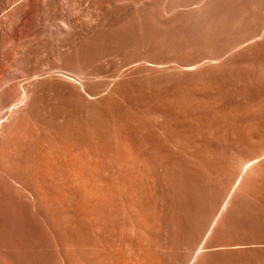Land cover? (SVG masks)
Masks as SVG:
<instances>
[{"label":"rangeland","instance_id":"rangeland-1","mask_svg":"<svg viewBox=\"0 0 264 264\" xmlns=\"http://www.w3.org/2000/svg\"><path fill=\"white\" fill-rule=\"evenodd\" d=\"M21 1L0 0V128L7 131L0 139V169L31 189L42 219L58 232L60 264H80L79 248L88 249L89 195L110 187L125 235L140 239L153 264H177L175 256L185 254L194 260L211 237L206 229L193 248L182 243L175 250L163 240L164 217L182 178L200 194L198 215L205 214L202 200L214 204L218 241L208 251L226 253L219 264L258 257L243 251L264 247V230L256 231L257 218L264 222V120H253L244 106L256 77L238 80L240 62L232 60L245 52L264 58V36L227 55L228 38L193 35L158 51L155 40L134 45L121 38L131 9L100 17L88 0H75L74 9L51 15L50 9L20 12ZM158 19L164 24L172 16ZM68 20L74 25L69 38L48 40V32ZM61 63L81 64L82 78L56 74ZM23 88L30 94L26 104L20 102ZM56 125L77 127V135L89 126L93 145L66 151L52 138ZM101 132L108 139L104 148ZM104 216L112 220L114 207ZM43 240L36 233L30 244Z\"/></svg>","mask_w":264,"mask_h":264},{"label":"bare ground","instance_id":"bare-ground-1","mask_svg":"<svg viewBox=\"0 0 264 264\" xmlns=\"http://www.w3.org/2000/svg\"><path fill=\"white\" fill-rule=\"evenodd\" d=\"M74 1L23 0L16 9L20 8V12L29 9H50L49 13L52 15L56 13V9H74L76 7ZM87 3L88 7L97 10L100 17L111 9H131L127 23L120 28V33L125 37L121 38L125 39V42L134 45L145 40H155L159 48L158 51L166 49L165 47L168 45L174 46L188 35H193L204 39L228 38L230 47L224 54L227 55L238 47L245 46L258 37L264 36V0H88ZM20 15L22 16V14ZM158 16H172V19L163 24L159 21ZM4 17L6 18H4L5 29H3L7 31L10 28L12 15L9 13ZM73 28L74 25L71 20L64 21V25L59 30L60 32L55 29L48 32V40L55 42L67 40ZM121 38L119 36V39ZM220 59L213 58L211 60ZM74 60L76 61V59ZM232 61L240 62L239 65L237 64L238 80H250L252 75L256 77L255 80L257 79L258 82L255 81V84L257 86L254 84V88L246 89L253 88L250 90L252 95L247 99L244 106L253 120H264V58L250 56L245 52ZM56 66L53 69L56 74L82 78V65L79 63L70 65L61 63ZM17 75L26 77L22 70H19ZM250 93L247 91L248 95ZM29 98L28 90L23 88L20 102L26 104ZM3 104L4 102L0 99V106ZM89 129V126L84 127V133L77 135V127L56 125L52 138L62 148L71 153L81 146L85 145L89 148L93 145L88 133ZM6 132L5 127L0 128V139L3 138ZM107 142L106 133L101 132L98 144L104 148ZM77 169H80V167ZM77 174L75 176L76 184L80 188L81 171ZM184 179L186 178H182L179 183L181 186L180 191L177 190L178 187H176V190L175 187H172L175 192L178 191L179 193L175 194L173 192L175 195L172 193L174 197L173 204L169 205V208L171 206L168 209L170 211L165 212L164 229L167 236L163 237V240L166 245L175 250L182 243L189 245V248H193L200 240L201 231L206 229V235H211V237L206 243L204 251L199 252L202 247L199 248L194 260H191V262L189 254L176 255V262L177 264H219L220 259H226V253L208 251L211 246L215 247L218 241L215 237L219 227L215 223L214 204L210 200L209 202L202 200V205H205L206 208L205 214L198 215L194 201L201 199L200 194L197 188L188 182L189 180ZM16 180L8 172L0 169V182L4 187L2 191V194H4L3 200L0 202V264H60L58 232L56 229L48 227L42 219L41 212L34 205V195L31 189ZM102 189L100 188L94 194L89 195L88 249L79 248L77 252L78 262L80 264H139L142 261V264H153V253L139 245L140 239H132L125 235L126 230L122 228V222L118 216L119 202L116 199L113 187L107 190ZM78 196H80L79 193ZM113 207L115 216L112 220H107L104 215ZM237 209L236 211L234 207L230 209L232 214L235 212L233 216L238 212ZM243 210L245 211V209ZM239 211H241V208ZM78 212H81L80 201H78ZM98 213L102 216L98 217ZM237 217L240 218V216ZM256 221L259 229L256 228L257 230H255L257 232L259 230L263 231L264 222L261 220L260 222L258 218ZM141 226L142 221L137 220L136 227ZM206 226L208 227L206 228ZM237 229L240 228L237 227ZM213 230L215 231L213 232ZM35 232L38 236L44 237V240L32 245L30 244V238L33 234H36ZM241 235V240L245 241L246 237ZM256 235H253L255 236L254 239L260 240L261 236ZM256 242L254 243L256 244ZM77 243L82 246L85 242L81 236H78ZM22 246L25 247V250L21 248ZM197 249L198 247L195 251ZM139 250L143 252L141 255L138 254ZM256 251L259 254L258 257H248V253ZM243 252L247 253V256L237 264H264V247L250 248Z\"/></svg>","mask_w":264,"mask_h":264}]
</instances>
